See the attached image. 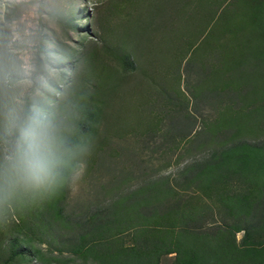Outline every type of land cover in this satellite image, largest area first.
<instances>
[{"label": "rangeland", "instance_id": "1", "mask_svg": "<svg viewBox=\"0 0 264 264\" xmlns=\"http://www.w3.org/2000/svg\"><path fill=\"white\" fill-rule=\"evenodd\" d=\"M239 141L242 172L180 173ZM263 199L264 0H0V264H264Z\"/></svg>", "mask_w": 264, "mask_h": 264}, {"label": "trees", "instance_id": "2", "mask_svg": "<svg viewBox=\"0 0 264 264\" xmlns=\"http://www.w3.org/2000/svg\"><path fill=\"white\" fill-rule=\"evenodd\" d=\"M262 144L263 143L261 142L247 143L239 141L227 147L212 149L199 159H196L186 165L180 173H189V179L197 180L202 183L200 185H205V187L214 180L223 181L224 177L229 176L234 169H236L239 173L242 172L246 163L241 161L242 156L239 155L241 150L244 149L257 152L260 150ZM238 202L242 204L239 209L246 208L245 206L247 203L243 204L240 200H238ZM238 202L236 201L235 204H238ZM254 208V222L252 221L250 225L244 226V221H240V224L243 225L242 228L244 229V238L246 240H248L250 230H256L259 225H262V227L264 226V199L261 200L260 203H256ZM122 219L127 221L125 218Z\"/></svg>", "mask_w": 264, "mask_h": 264}, {"label": "clouds", "instance_id": "3", "mask_svg": "<svg viewBox=\"0 0 264 264\" xmlns=\"http://www.w3.org/2000/svg\"><path fill=\"white\" fill-rule=\"evenodd\" d=\"M32 135L36 142L29 145L22 160L24 179L27 183L37 187L51 185L55 182V162L49 154L42 150V140L40 139L42 134L33 130ZM85 170L86 165H82L74 183L82 178Z\"/></svg>", "mask_w": 264, "mask_h": 264}]
</instances>
